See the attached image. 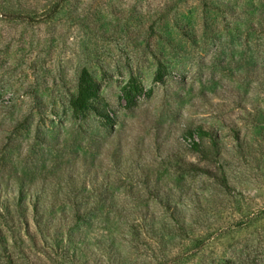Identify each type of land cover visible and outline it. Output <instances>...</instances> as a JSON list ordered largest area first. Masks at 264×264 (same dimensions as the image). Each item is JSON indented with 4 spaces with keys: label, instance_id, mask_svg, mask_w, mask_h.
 Listing matches in <instances>:
<instances>
[{
    "label": "rangeland",
    "instance_id": "374dc122",
    "mask_svg": "<svg viewBox=\"0 0 264 264\" xmlns=\"http://www.w3.org/2000/svg\"><path fill=\"white\" fill-rule=\"evenodd\" d=\"M234 6L236 15L229 14ZM258 66L264 0H0V175L61 183L100 172L116 200L109 217L103 209L90 224L87 240L95 249L112 244L125 264H159L175 255L182 256L176 264L263 262L264 179L236 182L235 200L226 201L206 178L203 193L211 199L196 210L187 195L205 177L178 169L184 160L205 166L181 139L198 125L216 130L228 152L233 128L252 140L264 134V112L255 127L238 107L264 103L254 81ZM82 68L100 83L113 127L71 113ZM261 145L254 164L264 174V139ZM144 179L190 222L200 211L206 222L189 228L190 240L180 243L176 230L165 229L167 211ZM131 186L135 202L126 198ZM127 214L130 220L138 214L146 231L157 230L141 234L140 252L124 232ZM248 218L250 226L243 224ZM222 226L228 228L192 251L194 238Z\"/></svg>",
    "mask_w": 264,
    "mask_h": 264
},
{
    "label": "trees",
    "instance_id": "16d2710c",
    "mask_svg": "<svg viewBox=\"0 0 264 264\" xmlns=\"http://www.w3.org/2000/svg\"><path fill=\"white\" fill-rule=\"evenodd\" d=\"M236 11L235 6L228 8L229 14L236 15ZM20 15L17 14L16 17L20 18ZM254 70V81H257L264 91V66L263 68L258 66ZM244 99L251 97L247 96ZM244 99L241 101H245ZM68 106L73 116L82 121L93 118L103 128H110L115 124L111 106L101 94L100 83L87 68H82L80 71L76 93L68 101ZM238 107L245 111L255 127L262 125L263 122L260 123L258 115L264 112V103L259 101L250 111H247L246 104L244 106L238 104ZM234 126L236 127V122ZM216 132L213 128H206L201 124L187 130L181 138L185 147L205 163V166H200L184 160L180 165L183 169L178 168L181 173L183 171L189 173L194 179L205 177L201 179L202 186L187 195V198L195 203L196 210H199L203 199L204 201L211 199V196L205 197L203 193L206 189L203 184H206L208 178L212 180L216 192L226 201L235 200L236 182H244L249 176L261 178V181L264 179L260 167L254 164L255 153L262 146L264 134L258 136L259 139L252 140L250 137H242L241 129L233 128L235 144L229 152L223 148L227 153L225 156ZM145 182H148V179L141 181V184L144 185ZM106 184V180L102 181L100 172L91 171L68 176L65 182L61 183L45 180L29 181L18 173L10 178L0 175V264L127 263L126 256L123 257L112 244L99 243L100 246L95 249L87 240L86 230L95 219L102 217V210L106 209L104 216L107 217L114 210L116 198L110 196ZM145 187L151 199H156L163 211H167L168 220L165 216V229L176 230V237L179 238L180 243L190 240L189 228L193 227V224L198 226V223L204 220L199 216L200 211H195L192 215L193 222H190V217L187 219L181 216L177 204L172 206L173 199L168 200L169 196L166 193L157 186L151 188L148 183H145ZM132 190H134L133 186L128 190L126 198L130 202H135L137 197L133 196ZM127 218L124 232L132 235L129 243L133 249H139L140 252L141 234L151 231L150 233L156 236L154 234L157 230L153 227L147 229L148 231L141 228V217L138 214L132 220L127 214ZM253 220L248 218L241 223L250 226ZM224 228L228 227L222 226L220 230L207 232L206 237L194 238L192 251H200L207 241ZM181 257L175 255L162 260L159 264L180 263ZM243 264H264V261L258 263L256 259H248Z\"/></svg>",
    "mask_w": 264,
    "mask_h": 264
},
{
    "label": "built area",
    "instance_id": "2783aa9c",
    "mask_svg": "<svg viewBox=\"0 0 264 264\" xmlns=\"http://www.w3.org/2000/svg\"><path fill=\"white\" fill-rule=\"evenodd\" d=\"M5 99L6 101H8L10 99V96H6Z\"/></svg>",
    "mask_w": 264,
    "mask_h": 264
}]
</instances>
